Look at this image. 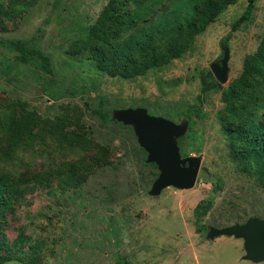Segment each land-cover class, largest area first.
Returning <instances> with one entry per match:
<instances>
[{
	"label": "rangeland",
	"instance_id": "rangeland-1",
	"mask_svg": "<svg viewBox=\"0 0 264 264\" xmlns=\"http://www.w3.org/2000/svg\"><path fill=\"white\" fill-rule=\"evenodd\" d=\"M107 1L2 0L7 13L0 17V38L36 42L50 57L54 74L17 63L15 53L0 45V107L18 99L44 117L63 111L70 117L79 113L81 130L97 144L78 155L60 152L46 137L33 151L18 155L23 162L13 160L12 170L27 175L77 157L84 160L83 171L89 166L93 170L79 187L62 189L53 182L12 201L11 209L0 216L6 242L11 244L22 227L30 237L24 250L40 246L41 260L36 264H116L119 256L130 264H264L242 258V239H208L206 235L209 226L243 223L252 216L264 219V191L225 158L226 141L217 121L223 107L220 92L204 98L203 117L194 116L184 134V142L201 147L189 155H200L201 166L221 177L223 188L217 192L210 182L197 177L191 188L170 186L157 196L149 195L152 181L145 187L141 175L151 168L137 160L134 132L103 121L97 112L144 107L152 115L179 123L183 119L179 113L198 103L202 75L222 57V44L229 49V72L222 85L241 73L244 57L264 38V0H256L252 19L238 29L232 26L247 1L230 4L196 36L182 57L130 79L102 73L85 54L71 56L69 52L72 40L86 33ZM193 133L195 141L189 137ZM102 158L109 163L105 167L98 165ZM208 196H213V206L197 224L194 208ZM5 264L26 263L13 260Z\"/></svg>",
	"mask_w": 264,
	"mask_h": 264
},
{
	"label": "trees",
	"instance_id": "trees-1",
	"mask_svg": "<svg viewBox=\"0 0 264 264\" xmlns=\"http://www.w3.org/2000/svg\"><path fill=\"white\" fill-rule=\"evenodd\" d=\"M237 0H108L101 8L94 22L88 25L84 35L72 40L70 55L85 54L94 68L109 76L125 79L145 75L148 71L168 65L189 51L197 35L230 5ZM242 14L234 21L233 29L246 26L252 19L256 0H246ZM133 4V7H129ZM6 14L0 0V17ZM1 22V21H0ZM0 45L15 53L17 63L37 67L44 74L53 76L50 57L34 41L25 39H1ZM227 46V45H226ZM211 92L221 93L223 107L218 111L217 121L226 141L225 158L236 169L246 175L260 191H264V38L256 50L243 59L241 73L223 86L211 70L202 75L197 104L191 105L179 117L188 120L191 128L193 117L202 118V103ZM54 96L53 92L49 93ZM118 108V107H115ZM114 109V108H113ZM112 109V110H113ZM105 122L119 124L112 119V111H97ZM149 112V111H148ZM190 123V124H189ZM81 114L63 111L54 117H44L25 101L13 99L0 107V216L11 209L12 201H19L29 191L56 183L62 189L81 186L93 168H81L82 157L73 162L61 161L29 175L14 171L9 165L14 159H24L18 155L34 150L48 137L60 152L68 151L82 155L92 145H97L88 132L82 131ZM135 135V134H134ZM195 141L196 134L189 136ZM186 135L178 139L182 156L191 150L199 152L201 147L184 142ZM138 143V142H137ZM185 144V145H184ZM140 165L149 166V173H142L145 187L158 175L155 163L145 161L147 153L137 148ZM14 161V164L19 163ZM109 163L102 158L98 165ZM97 167V165L93 166ZM212 184L213 192L221 190V177L200 165L199 176ZM214 203L213 196L201 199L194 208L197 224ZM264 204V200H263ZM200 230V227L198 228ZM208 231V230H207ZM30 237L24 229L11 244L5 240L0 230V264L17 260L26 264H36L41 260L40 246L34 245L24 250ZM116 264H130L124 256H119Z\"/></svg>",
	"mask_w": 264,
	"mask_h": 264
},
{
	"label": "water",
	"instance_id": "water-1",
	"mask_svg": "<svg viewBox=\"0 0 264 264\" xmlns=\"http://www.w3.org/2000/svg\"><path fill=\"white\" fill-rule=\"evenodd\" d=\"M223 54L210 64V69L221 84L227 82L229 49L222 44ZM112 119L132 127L138 145L147 153L145 161L155 163L158 175L151 183L149 195L157 196L166 187L188 189L196 183L202 157L200 155L182 156L178 139L188 128V120L179 123L152 115L144 107L114 108ZM207 238L234 236L243 240L244 260L255 263L264 261V219L249 217L243 223L224 227L209 226Z\"/></svg>",
	"mask_w": 264,
	"mask_h": 264
}]
</instances>
